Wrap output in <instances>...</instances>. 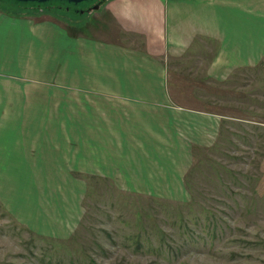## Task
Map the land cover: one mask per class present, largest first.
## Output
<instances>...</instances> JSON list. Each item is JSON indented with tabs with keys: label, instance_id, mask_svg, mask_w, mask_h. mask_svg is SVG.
Here are the masks:
<instances>
[{
	"label": "rangeland",
	"instance_id": "1",
	"mask_svg": "<svg viewBox=\"0 0 264 264\" xmlns=\"http://www.w3.org/2000/svg\"><path fill=\"white\" fill-rule=\"evenodd\" d=\"M107 1L79 14L38 11L30 19L64 29L57 18L87 19L82 26L90 31L101 27ZM257 1L260 10L249 17L220 15L222 38L242 27L253 40L264 37V0H253V8ZM257 64L220 83L172 72V105L217 115L219 123L210 131L209 115L188 121L205 119L189 160L175 157L173 136L171 170L180 175L166 191L119 190L98 166L88 174L52 168L48 147L40 163L20 160L17 144H1L0 264H264V60ZM200 127L204 136L211 132L203 141ZM25 130L33 140L34 129Z\"/></svg>",
	"mask_w": 264,
	"mask_h": 264
},
{
	"label": "crops",
	"instance_id": "2",
	"mask_svg": "<svg viewBox=\"0 0 264 264\" xmlns=\"http://www.w3.org/2000/svg\"><path fill=\"white\" fill-rule=\"evenodd\" d=\"M253 9L258 1L253 8V0H108L101 27L90 31L87 19L58 18L64 29L0 11V145L17 144L20 160L40 163L48 147L52 168L88 174L98 166L119 190L171 189L180 175L171 170L173 136L175 157L189 160L196 128L205 119L210 131L219 123L217 115L172 105V72L220 83L258 65L264 37L253 40L245 27L220 35V15L245 18ZM207 115L194 124L192 117ZM27 128L33 140L24 137ZM199 129L200 141L210 137Z\"/></svg>",
	"mask_w": 264,
	"mask_h": 264
},
{
	"label": "trees",
	"instance_id": "3",
	"mask_svg": "<svg viewBox=\"0 0 264 264\" xmlns=\"http://www.w3.org/2000/svg\"><path fill=\"white\" fill-rule=\"evenodd\" d=\"M100 2L101 0H93L81 6H72L61 1H50L47 3H17L8 0H0V10L9 15L13 14L14 17L32 18L35 17V13L38 11H44L46 13L51 11H55V13L77 12L79 14L83 10L89 9L93 5L95 6L100 4Z\"/></svg>",
	"mask_w": 264,
	"mask_h": 264
},
{
	"label": "water",
	"instance_id": "4",
	"mask_svg": "<svg viewBox=\"0 0 264 264\" xmlns=\"http://www.w3.org/2000/svg\"><path fill=\"white\" fill-rule=\"evenodd\" d=\"M8 1H13L17 3H47L50 1H61V2L67 3L68 5H72V6H81L93 0H8ZM97 8H99V5H95L93 7V9H97Z\"/></svg>",
	"mask_w": 264,
	"mask_h": 264
},
{
	"label": "bare ground",
	"instance_id": "5",
	"mask_svg": "<svg viewBox=\"0 0 264 264\" xmlns=\"http://www.w3.org/2000/svg\"><path fill=\"white\" fill-rule=\"evenodd\" d=\"M82 15V14H81Z\"/></svg>",
	"mask_w": 264,
	"mask_h": 264
}]
</instances>
